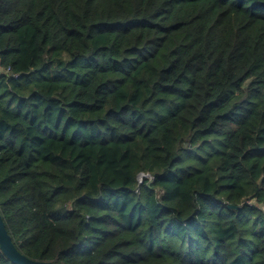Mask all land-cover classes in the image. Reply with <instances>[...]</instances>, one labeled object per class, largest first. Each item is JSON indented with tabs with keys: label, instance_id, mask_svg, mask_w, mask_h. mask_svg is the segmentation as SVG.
<instances>
[{
	"label": "trees",
	"instance_id": "16d2710c",
	"mask_svg": "<svg viewBox=\"0 0 264 264\" xmlns=\"http://www.w3.org/2000/svg\"><path fill=\"white\" fill-rule=\"evenodd\" d=\"M0 216L37 262L264 264V0H0Z\"/></svg>",
	"mask_w": 264,
	"mask_h": 264
},
{
	"label": "water",
	"instance_id": "95a60500",
	"mask_svg": "<svg viewBox=\"0 0 264 264\" xmlns=\"http://www.w3.org/2000/svg\"><path fill=\"white\" fill-rule=\"evenodd\" d=\"M140 176L138 178L139 184H141ZM229 209H237L239 207L228 206ZM0 252L13 264H62V263H51V262H37L33 260H29L20 254L16 248L14 247L10 236L8 235L2 218L0 216Z\"/></svg>",
	"mask_w": 264,
	"mask_h": 264
},
{
	"label": "built area",
	"instance_id": "2783aa9c",
	"mask_svg": "<svg viewBox=\"0 0 264 264\" xmlns=\"http://www.w3.org/2000/svg\"><path fill=\"white\" fill-rule=\"evenodd\" d=\"M142 177H144V178H148V179H152L150 176H148V175H141ZM140 177V176H139Z\"/></svg>",
	"mask_w": 264,
	"mask_h": 264
}]
</instances>
